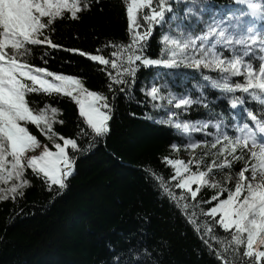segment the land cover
<instances>
[{
    "label": "snow or ice",
    "instance_id": "obj_1",
    "mask_svg": "<svg viewBox=\"0 0 264 264\" xmlns=\"http://www.w3.org/2000/svg\"><path fill=\"white\" fill-rule=\"evenodd\" d=\"M98 2L0 0V185H5L0 187V202L23 197L31 186L29 170L50 194L62 195L78 159L72 153L84 150L77 138L55 131L56 124L64 123L57 118L60 109L50 103L34 108L30 94L73 101L85 125L77 136H90L87 146L91 147L96 139L110 134L111 101L117 93L133 98L140 67H162L170 70L168 75L179 77L181 85L194 81L198 95L193 97V89L187 88L181 94L165 93L162 88L167 84L156 83L158 74L141 91L148 98L145 103L164 111L158 122L171 126L174 135L180 134L170 145L172 151L179 152L183 146L192 158L164 156L170 175L165 178L151 168L147 174L158 192L195 224L194 231L220 264H264V0H232L220 8L203 0H126L127 42L108 41L105 47L113 49L110 58L102 49L89 52L53 41L58 22L78 21ZM157 26L160 50L157 58H151L146 49ZM37 49L44 64L62 51L101 66L111 100L89 90L78 76L30 62ZM206 90L227 102V115L209 107L212 101ZM192 105L206 109V118L180 119L181 111L187 112ZM30 126L52 146L42 142ZM204 188L213 194L198 200ZM204 204L211 206L204 209ZM196 210L205 217L203 223L195 219ZM213 224L227 237L215 235Z\"/></svg>",
    "mask_w": 264,
    "mask_h": 264
},
{
    "label": "trees",
    "instance_id": "obj_2",
    "mask_svg": "<svg viewBox=\"0 0 264 264\" xmlns=\"http://www.w3.org/2000/svg\"><path fill=\"white\" fill-rule=\"evenodd\" d=\"M125 2L99 0L93 3L91 10L84 12L78 21L58 22L53 41L66 48L89 52L102 49V54L110 58L113 49L105 47L108 41L127 42ZM203 2L220 8L227 7L232 0ZM180 8L183 9V4ZM160 34L157 26L146 49V55L151 58L158 57ZM40 51L36 50L30 62L78 76L89 90L101 92L111 100L112 93L106 86L108 77L101 66L78 54L62 51L55 52L44 64ZM169 71L141 66L132 87L133 98L117 93L111 101L114 109L109 121L110 134L96 139L91 147L87 146L90 136H77L85 125L73 101L64 96L30 94L34 108L50 103L60 109L57 118L64 123L56 124L55 131L77 138L84 150L72 153L78 155V159L62 195L50 194L45 183L29 170L27 178L31 186L24 190L23 197L0 202V264H220L194 231L195 224L189 223L172 202L158 192L147 174V169L151 168L167 178L171 170L163 163L164 156L191 155L183 146L179 152L172 151L170 145L180 134L174 135L171 126L158 122L165 115L164 111L145 103L148 98L141 91L158 74L160 78L156 83L167 84L162 88L165 93L181 94L187 88L193 89V97L198 95L194 81L181 85L179 77L168 75ZM206 94L212 101L209 107L216 112L223 110L227 115V102L216 100L215 91L206 90ZM249 107L255 109L256 105L249 104ZM200 118H206L203 107L192 105L187 112L181 111L182 120ZM30 131L52 146L35 126H30ZM192 135L201 138L199 133ZM208 159L205 158L206 162ZM219 175L217 173V177ZM173 190L178 192L174 185ZM212 194L213 190L204 188L197 199H206ZM210 206L202 205L204 209ZM192 211L190 208L189 214ZM196 211L195 219L203 223L205 217ZM208 220L211 222V218ZM213 231L221 239L228 235L215 224Z\"/></svg>",
    "mask_w": 264,
    "mask_h": 264
},
{
    "label": "rangeland",
    "instance_id": "obj_3",
    "mask_svg": "<svg viewBox=\"0 0 264 264\" xmlns=\"http://www.w3.org/2000/svg\"><path fill=\"white\" fill-rule=\"evenodd\" d=\"M196 153H197V155L199 154L198 149L196 150ZM191 155H192V153H191ZM191 155H185V154H183L181 158L184 159V160H189V159H191L190 158ZM3 186H5V185H0V187H3Z\"/></svg>",
    "mask_w": 264,
    "mask_h": 264
}]
</instances>
